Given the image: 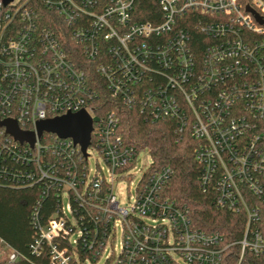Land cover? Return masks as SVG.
<instances>
[{
    "label": "built area",
    "instance_id": "obj_1",
    "mask_svg": "<svg viewBox=\"0 0 264 264\" xmlns=\"http://www.w3.org/2000/svg\"><path fill=\"white\" fill-rule=\"evenodd\" d=\"M136 2L0 0V121L36 134L31 146L0 125V182L42 188L31 252L46 248L49 264L103 255V264H226L227 250L239 246L237 264L247 251L264 261V24L246 10L264 19V0H155L159 15L149 21L137 20ZM67 38L83 55L67 48ZM94 68L116 99L108 105L170 119L176 133L197 141L202 188L213 191L217 208L246 216L240 239L225 242L220 232L194 226L188 209L163 196L171 168L152 158L139 168L130 206L120 205L114 183L134 177L144 149L126 142L119 114L99 100ZM81 110L93 121L86 153L71 137L37 135L38 122ZM92 152L106 170L97 159L91 169ZM51 193L57 208L43 223L41 199ZM118 228L120 251L107 254ZM81 250L92 255L82 258ZM23 258L0 238V264Z\"/></svg>",
    "mask_w": 264,
    "mask_h": 264
},
{
    "label": "trees",
    "instance_id": "obj_2",
    "mask_svg": "<svg viewBox=\"0 0 264 264\" xmlns=\"http://www.w3.org/2000/svg\"><path fill=\"white\" fill-rule=\"evenodd\" d=\"M42 9L45 7L42 5ZM137 20H154L152 15H159V6L155 0H137ZM53 14V13H49ZM51 26L50 22H45ZM66 46L74 48L80 55L81 46L67 38ZM85 58V57H84ZM85 60V59H84ZM88 64L95 66V62L86 59ZM91 76L96 80V90L99 100L105 101L106 110H115L119 114V130L128 144L136 149H148L156 166H168L171 174L162 192L165 198L174 201L179 207L188 209L194 226L206 231L220 232L225 242L240 239L243 235L246 216L243 212H231L220 209L213 203V191L204 190L201 186L202 167L195 157L197 141L187 132H175V123L170 119L152 121L146 119L137 107H128L122 103L108 105L115 98L107 88L105 80L92 69ZM42 188L12 187L6 182H0V238L19 251L24 258L15 264H49L46 248L39 255L31 252L30 245L37 236V229L33 225L32 214L40 200ZM40 217L45 223L57 208L58 200L55 193L41 199ZM260 220L258 227L264 234V200L258 201ZM89 226V225H88ZM90 229V226L88 227ZM65 242V241H64ZM82 258L91 256L92 252L81 250ZM239 246L227 250L226 264H237ZM241 264H264L261 258L247 251Z\"/></svg>",
    "mask_w": 264,
    "mask_h": 264
},
{
    "label": "water",
    "instance_id": "obj_3",
    "mask_svg": "<svg viewBox=\"0 0 264 264\" xmlns=\"http://www.w3.org/2000/svg\"><path fill=\"white\" fill-rule=\"evenodd\" d=\"M5 4L12 0H3ZM246 10L253 14L256 20L264 24V19L253 8L247 7ZM0 125L6 127L7 132L12 135L17 141L29 142L34 145L36 134L20 129L15 120L6 119L0 121ZM93 130V121L86 110H81L76 113H67L52 119L43 120L37 124V135L40 137L43 132H51L59 137H71L76 144L81 146V149L86 153V149L90 144Z\"/></svg>",
    "mask_w": 264,
    "mask_h": 264
},
{
    "label": "rangeland",
    "instance_id": "obj_4",
    "mask_svg": "<svg viewBox=\"0 0 264 264\" xmlns=\"http://www.w3.org/2000/svg\"><path fill=\"white\" fill-rule=\"evenodd\" d=\"M96 159L98 160L99 164L103 166V168L106 170V166L103 163V160L97 154V152L91 153V158L89 160L91 169L95 168L96 163H97ZM150 161H151V157L148 153V150L147 149L142 150L137 160V166L131 172L135 174L134 177L130 179H119L115 181L114 192L121 206H124V207L130 206L133 200V196L135 194V184L137 180L139 179V177L141 176V172L139 171V168L141 166H146L148 163H150ZM63 204L65 207L68 206L67 192H65L63 195ZM67 214L69 217H71L70 211L67 210ZM78 235L79 233L78 231H76L72 235V239H76ZM120 242H121V233L118 228L116 232V237L111 243L113 244V246L109 244L107 247V254H109L113 248H114V254L115 255L118 254L120 251ZM104 260H105V255H103V257L98 262L86 261L85 264H103Z\"/></svg>",
    "mask_w": 264,
    "mask_h": 264
}]
</instances>
